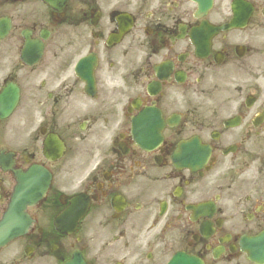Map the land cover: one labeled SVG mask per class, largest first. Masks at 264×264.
<instances>
[{"label":"flooded vegetation","instance_id":"flooded-vegetation-1","mask_svg":"<svg viewBox=\"0 0 264 264\" xmlns=\"http://www.w3.org/2000/svg\"><path fill=\"white\" fill-rule=\"evenodd\" d=\"M245 1L247 23L220 29L232 24V0H213L201 14L191 0H66L61 10L0 0V20L10 23L0 27V92L9 84L20 92L0 118V147L15 143L18 165L38 162L52 174L31 209L24 259L19 246L0 264L56 262L81 235L97 260L110 253L121 264H164L184 251L207 264H254L242 238L264 229V0ZM202 20L215 25L209 36ZM194 27L207 42L200 47ZM39 45L42 55H29ZM86 55L96 58L93 93L74 70ZM151 116L162 143L146 150L133 125ZM51 135L65 145L52 161L42 155ZM191 136L213 149L207 169L173 160ZM12 186L0 172V210ZM80 193L91 199L88 212L63 235L53 219ZM206 199H217L210 237L191 208Z\"/></svg>","mask_w":264,"mask_h":264},{"label":"water","instance_id":"water-1","mask_svg":"<svg viewBox=\"0 0 264 264\" xmlns=\"http://www.w3.org/2000/svg\"><path fill=\"white\" fill-rule=\"evenodd\" d=\"M19 181L20 182H22V177L21 176H19ZM18 214H16V217H15V219L13 220V221H11V219H9L11 222L10 223H8V224H5V226L7 227V229L11 226L12 228H15L16 226H18L17 225V222H18V216H17ZM21 224V223H20ZM3 228L4 227H1L0 228V231L1 230H3ZM7 237H9V236H7ZM7 237L4 239V240H2V241H0V245H2L6 240H7ZM178 259V258H177ZM175 260V262H173L172 264H195L194 263V261H192V260H190V259H187V258H179L178 260ZM197 263V262H196Z\"/></svg>","mask_w":264,"mask_h":264}]
</instances>
